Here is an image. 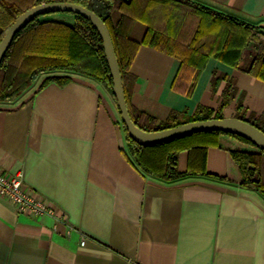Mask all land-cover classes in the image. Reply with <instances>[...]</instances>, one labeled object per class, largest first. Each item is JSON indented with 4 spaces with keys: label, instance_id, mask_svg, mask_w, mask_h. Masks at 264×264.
Segmentation results:
<instances>
[{
    "label": "crops",
    "instance_id": "0c3cea01",
    "mask_svg": "<svg viewBox=\"0 0 264 264\" xmlns=\"http://www.w3.org/2000/svg\"><path fill=\"white\" fill-rule=\"evenodd\" d=\"M195 1L264 26V0ZM180 65L140 45L131 103L160 121L199 105L218 110L229 77L238 96L223 115H235L238 98L248 114L264 112V80L214 57L194 81ZM65 74L63 82L41 79L17 104L0 103V168L22 170L57 214L21 212L0 195V264H264V196L215 177L232 174L226 149L208 148L203 165L180 152L178 168L191 174L177 180L145 174L124 153L105 84Z\"/></svg>",
    "mask_w": 264,
    "mask_h": 264
},
{
    "label": "trees",
    "instance_id": "16d2710c",
    "mask_svg": "<svg viewBox=\"0 0 264 264\" xmlns=\"http://www.w3.org/2000/svg\"><path fill=\"white\" fill-rule=\"evenodd\" d=\"M69 1L88 7L106 23L119 61L127 106L140 128L153 131L192 120L224 117L223 108L238 95L235 80L228 77L222 106L216 110L199 105L190 116L171 111L166 120L136 108L130 99L128 79L137 49L147 44L180 60V73L196 79L209 57L225 62L264 80V32L261 25L247 22L195 0H0V41L14 20L25 10L43 2ZM37 16L15 36L0 65V103L17 104L34 81L47 74L40 86L56 79L66 81L79 73L105 84L115 103L110 69L102 38L85 16L63 12ZM227 75H222L226 78ZM216 79L214 77V84ZM117 106V103H116ZM118 109V106H117ZM119 112V109H118ZM237 99L234 116L264 131V112L259 115ZM120 114V112H119ZM121 117V114H120ZM124 153L145 174L173 181L191 173L178 168L180 152L187 150L190 161L205 162L208 148L226 149L232 174L215 176L259 191L264 196V149L240 135L220 131L196 132L156 144H140L125 125Z\"/></svg>",
    "mask_w": 264,
    "mask_h": 264
},
{
    "label": "water",
    "instance_id": "95a60500",
    "mask_svg": "<svg viewBox=\"0 0 264 264\" xmlns=\"http://www.w3.org/2000/svg\"><path fill=\"white\" fill-rule=\"evenodd\" d=\"M55 12H74L88 18L99 32L105 56L110 69L113 93L121 114V120L129 136L140 144H156L184 137L196 132L220 130L247 138L259 148L264 149V131L254 124L236 116L213 117L204 120H192L159 130L147 131L135 124L130 115L125 96L123 79L110 31L104 20L88 7L69 1L43 2L22 12L4 33L0 41V65L10 48L16 34L39 15Z\"/></svg>",
    "mask_w": 264,
    "mask_h": 264
},
{
    "label": "built area",
    "instance_id": "2783aa9c",
    "mask_svg": "<svg viewBox=\"0 0 264 264\" xmlns=\"http://www.w3.org/2000/svg\"><path fill=\"white\" fill-rule=\"evenodd\" d=\"M0 195L11 201L16 209L35 216L56 214V209L24 181V173L18 170L6 173L0 168Z\"/></svg>",
    "mask_w": 264,
    "mask_h": 264
},
{
    "label": "rangeland",
    "instance_id": "374dc122",
    "mask_svg": "<svg viewBox=\"0 0 264 264\" xmlns=\"http://www.w3.org/2000/svg\"><path fill=\"white\" fill-rule=\"evenodd\" d=\"M51 16L54 17V18H61V19L68 18V15L65 14V13H63V12H55V13H52ZM256 25H261V24H256ZM260 31H263L264 32V26L263 25H261V27H259V32ZM46 75H47L46 73L45 74H42L36 81H34L33 84L31 85V88H29L28 92L31 89H33L38 84V82L41 79H43V77L46 76ZM116 115L118 117L117 122L121 125V128L124 129L123 126H122V120H121V117H120V114H119L118 111H117V114Z\"/></svg>",
    "mask_w": 264,
    "mask_h": 264
}]
</instances>
